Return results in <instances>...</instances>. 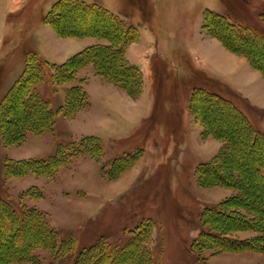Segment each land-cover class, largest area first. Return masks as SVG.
<instances>
[{"label":"rangeland","instance_id":"1","mask_svg":"<svg viewBox=\"0 0 264 264\" xmlns=\"http://www.w3.org/2000/svg\"><path fill=\"white\" fill-rule=\"evenodd\" d=\"M57 1L0 0V102L23 74L30 54L60 64L103 42L95 36H60L45 19ZM85 1L109 9L139 31V38L126 48V57L141 71L142 91L123 89L91 65L80 68L76 78L64 84L53 81L54 71L47 68L45 80L37 87L56 112L52 128L41 134L29 132L17 141L15 128L29 121V108L19 101L12 103L15 112L8 111L11 104L0 109L11 134L6 135L0 120V198L11 201L18 211L41 212L61 239H76L78 249L102 239L114 246L123 244L140 223L149 222L156 264H264L260 239L256 247L243 243L242 248L220 241L224 245L220 249L198 237L204 209L238 190L229 185H199L197 168L226 147L225 138L217 134L225 137L227 128L216 122L215 115L191 105L194 91L205 87L232 99L264 131V73L203 27L205 12L213 10L258 30L264 0ZM83 23L94 27L89 18ZM255 51L256 61L263 64V52ZM75 85L84 87L89 105L67 116L60 108ZM86 135L101 139V158L78 154L51 175L14 173L7 165L47 159L62 145L69 148ZM253 146L238 140L228 154L230 161L224 159L221 164L228 180L245 187L243 198L250 201V214L259 205L260 190L253 180L230 172L264 163V158L253 156ZM126 155H136L135 162L112 178L111 163ZM236 201L237 205L227 208L231 213L222 219L224 226L215 230L238 241L254 240L260 234L254 220L236 224L231 218L236 213L231 208L247 206ZM38 226L37 221L19 225L7 214L0 215V264L7 254L18 255L42 240ZM198 239L200 255L192 248ZM35 254L33 259L17 258L7 264H72L74 258L57 259L43 247Z\"/></svg>","mask_w":264,"mask_h":264},{"label":"trees","instance_id":"2","mask_svg":"<svg viewBox=\"0 0 264 264\" xmlns=\"http://www.w3.org/2000/svg\"><path fill=\"white\" fill-rule=\"evenodd\" d=\"M94 16L101 17L104 21L99 22L94 19L96 18ZM86 18L90 19L94 27L90 28L88 24L83 23ZM45 19L60 36H95L103 42L86 47L60 64L43 60L35 53L28 56L27 66L23 74L0 102V109H3L6 104H11L8 110L11 112L17 110L12 103L21 102L22 105L29 108L28 113L31 115L29 121H21L15 128L18 132L17 141L19 138L23 139L29 132L41 134L52 128L54 124L56 112L51 107V101L43 97L37 87L39 83L45 80L46 71L49 67L54 71L52 74L53 81L59 84L74 80L80 68L91 65L97 74L129 92L140 93L143 88V77L140 69L126 57V48L139 38V31L125 19L101 5L91 4L85 0H58L48 11ZM204 19L203 27L210 34L217 37L223 45L233 52L247 58L254 67L264 73V63L257 62L254 53L258 49L259 53L263 52L262 54H264V16L261 20L262 25L258 30L251 25L232 22L227 16L213 10H207ZM68 92L67 102L60 108L67 116H73L80 109L89 105L88 94L82 85H75ZM198 99L201 100V102L199 100V104ZM191 105L192 108L205 109L207 114L215 115L216 122L225 125L224 127L227 128V137L217 134L219 137L225 138L226 147L214 160L203 162L197 168L196 179L199 185H229L238 190L237 194L204 209L200 216L202 229L198 237L200 240L204 239V242L206 241L213 247L220 249L224 245L242 248L243 243L249 244V247H256L260 239V248H262L264 246V228H262L264 225V163L258 166L250 164V166L242 167V172L237 170L230 172L231 176H243V179L253 180L252 183L260 190L257 197L259 205L255 207L252 205L255 208L253 214L247 210L251 208L250 201L243 198L246 193L245 187L243 189V185L239 187L238 183L236 185L235 182L228 180V177L222 173L221 164L224 159L230 161L231 157L228 154H232L231 148L233 145H237L238 140L245 145H254L253 156L255 158H264V131L256 128L232 99L205 87H199L194 91ZM0 120L6 135L11 136L4 126L6 125L4 116H0ZM8 128L10 130V125ZM8 138L11 141V137ZM71 144L69 148V144L62 145L54 155L47 159L11 161L7 165L12 168L11 171L14 173L33 171L37 174L51 175L65 165L70 157L78 154H88L96 159L102 156L103 146L98 136L86 135L78 142L74 141ZM247 155L245 158H248ZM249 159L250 157L247 160ZM135 160L136 155L116 158L110 165V170L114 171L111 177L114 178L116 171L126 169ZM236 199L241 200L240 203L247 206L239 205V207L235 206L234 209L231 208L236 212L231 214V218L235 220L236 224H246L254 220L256 225L253 226L260 231L259 236L254 240L238 241L215 230V228L224 226L221 223L222 219L230 216L228 214L231 212L228 211L227 213V208L237 205ZM261 213H263V220ZM2 214H7L13 223L18 221L19 225L20 223L32 222V220L39 222L38 227L44 236L38 243L33 244L34 246L31 244L32 248L28 247L18 255H5L2 264H7L17 258L33 259L36 257L37 249L42 247L50 249L57 259L73 255L72 264H156L149 243L151 239L149 222L140 223L123 244L114 246L102 239L85 248L78 249L76 239H61L59 233L50 226L45 215L36 209L24 208L22 211H18L11 201L0 198V215ZM199 239L192 244V248L200 255L201 244ZM220 241H224V245L220 244Z\"/></svg>","mask_w":264,"mask_h":264}]
</instances>
